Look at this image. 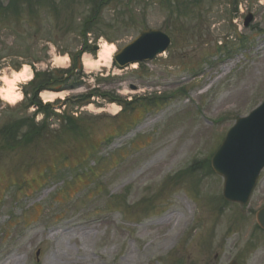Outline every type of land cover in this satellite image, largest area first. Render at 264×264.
<instances>
[{
  "label": "rangeland",
  "instance_id": "obj_1",
  "mask_svg": "<svg viewBox=\"0 0 264 264\" xmlns=\"http://www.w3.org/2000/svg\"><path fill=\"white\" fill-rule=\"evenodd\" d=\"M199 1L180 18L184 26L157 0L104 7L85 54L97 59L101 47L111 61L95 70L82 61L58 98L112 92L136 109L113 116L97 99L70 105L66 114L82 127L71 135L62 118L44 120L26 108L27 97L20 103L31 87L16 75L25 66L32 74L68 68L70 61L56 60L82 48L79 28L91 6L56 0V14L1 12L0 87L8 80L21 96L0 98V132L27 120L44 133L10 146L0 136V264H264L255 218L264 208V171L247 207L224 203L223 179L206 167L188 173L264 101V0ZM149 29L171 38L167 53L135 69L115 67L116 53ZM75 80L84 86L68 91Z\"/></svg>",
  "mask_w": 264,
  "mask_h": 264
},
{
  "label": "water",
  "instance_id": "obj_2",
  "mask_svg": "<svg viewBox=\"0 0 264 264\" xmlns=\"http://www.w3.org/2000/svg\"><path fill=\"white\" fill-rule=\"evenodd\" d=\"M252 21L249 16L245 25ZM171 41L157 30H146L125 46L114 58L119 67L151 61L164 53ZM216 173L225 178L224 198L246 206L264 168V104L248 118L239 119L227 134L212 160ZM257 222L264 229V209L257 214ZM231 264H237L233 261Z\"/></svg>",
  "mask_w": 264,
  "mask_h": 264
},
{
  "label": "trees",
  "instance_id": "obj_3",
  "mask_svg": "<svg viewBox=\"0 0 264 264\" xmlns=\"http://www.w3.org/2000/svg\"><path fill=\"white\" fill-rule=\"evenodd\" d=\"M66 1V0H62ZM76 1V0H73ZM112 1L117 0H85L86 4L91 6V12L89 17L85 18L83 23L81 24L80 36L83 40H85L87 34L93 30L94 27L99 26V17L102 13L104 6L111 3ZM160 6L163 7V10L168 13V17L173 19H178V24L184 26L185 24L181 22L180 18H185L191 16V12L194 11L197 6H188L187 3L190 0H159ZM32 6L34 9H60L59 5H57L56 0H10L9 5L6 9V12H11L14 17H17L24 13L26 9L31 11ZM82 50L86 51V41L82 44ZM84 47V48H83ZM80 55L81 52H77L74 55H71V68L68 70L55 71L50 73H36L34 80L29 84L31 87L30 92L25 93L27 97L26 108L35 107L38 112H43L47 114L49 111V107L43 106L41 101L39 100V93L44 90H54L58 91L61 89L63 82H68L71 78V75L74 70H79L82 72V66L80 63ZM62 81V82H61ZM81 85L80 81H76L70 86L69 89L77 88ZM104 97L109 98L111 102H120L119 98L114 94L106 95ZM84 99H89V96H82ZM67 121V126H73L75 120L71 117L65 118ZM27 120H19L18 122L12 124L11 126L5 127L1 132L0 136L4 142L10 146L15 144H29L33 140H36L44 133V129L40 127H36L34 123H27ZM66 126L65 132L76 133L74 130H68ZM25 128V132H20V129Z\"/></svg>",
  "mask_w": 264,
  "mask_h": 264
},
{
  "label": "bare ground",
  "instance_id": "obj_4",
  "mask_svg": "<svg viewBox=\"0 0 264 264\" xmlns=\"http://www.w3.org/2000/svg\"><path fill=\"white\" fill-rule=\"evenodd\" d=\"M109 47L114 48L113 45H110ZM100 51L98 52V57L97 59H91L89 55H84L82 61L84 68L86 70H95L97 68L101 67H106L108 63L111 61V56H110V50H105L100 47ZM69 59L68 57L65 58H57L56 63L58 65L63 66L66 62H68ZM132 68H136V65H133ZM16 76L22 77L23 81L29 82L32 78V73L28 72V67L25 66V69L22 70L21 72L17 73ZM7 83V88H1L0 87V98L5 101L6 103H16V99H20V96L17 95V97L13 96L12 89L14 86L9 83L8 80H6ZM63 94H57V93H52V92H43L41 94L42 99L46 102H52L55 100V98L62 97ZM15 105V104H14ZM119 107L116 105H111L110 107V113H112L113 116H116L118 114Z\"/></svg>",
  "mask_w": 264,
  "mask_h": 264
}]
</instances>
